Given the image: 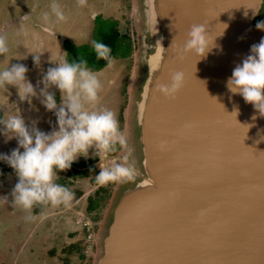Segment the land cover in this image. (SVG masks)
Listing matches in <instances>:
<instances>
[{
	"label": "water",
	"instance_id": "1",
	"mask_svg": "<svg viewBox=\"0 0 264 264\" xmlns=\"http://www.w3.org/2000/svg\"><path fill=\"white\" fill-rule=\"evenodd\" d=\"M147 1L149 44L144 56L142 36L130 83L142 174L121 191L97 264H264V116L226 87L264 38L248 8L257 0ZM200 23L210 50L177 59ZM176 71L183 84L165 98L156 85Z\"/></svg>",
	"mask_w": 264,
	"mask_h": 264
},
{
	"label": "rangeland",
	"instance_id": "2",
	"mask_svg": "<svg viewBox=\"0 0 264 264\" xmlns=\"http://www.w3.org/2000/svg\"><path fill=\"white\" fill-rule=\"evenodd\" d=\"M52 3L61 6L64 20H57L51 12ZM46 12L49 14L48 21L43 19ZM148 15L147 0H0V38L6 41L8 47L7 53L0 54V70L8 64H24L28 68L26 77L34 86L43 71L54 66L50 61L55 62L64 55L66 49L75 54L80 47H83L82 51L91 48L97 28L101 29L105 19L116 21L119 31L129 36L133 44L129 57L113 56L111 65L107 64L103 69L93 72L102 83L97 107L110 109L114 106L115 114L118 113L116 109L119 110L118 124L126 137L127 149H131L129 164L134 169L132 178L124 180L126 183L116 181L98 184L95 177L100 168L109 167L114 161L120 162L119 157L126 154L127 149L118 147L110 153L111 157H98L94 149L90 148L88 157L78 158L83 161L78 166L79 173L66 183L73 192L81 191L80 195L74 196L69 207L42 208L37 213L33 208L29 214L10 203L0 204V264L98 263L102 254V239L118 197L142 174L141 146L130 128L133 125L132 115L138 88L130 83L134 76V65L141 58V43L144 40L141 37L146 35ZM259 21H264V5L252 19L253 29H257L255 25ZM65 41L68 42L67 46L64 45ZM148 41L146 35L142 52L144 56ZM36 52H42L39 68L32 59ZM138 68L137 76L141 79L142 69L140 66ZM51 91L57 92L56 100L59 103V91L55 88ZM16 108L29 126L30 121L37 118V127L42 131L48 132L55 126V117L45 111L37 98H33L30 105L27 101H20L15 87L8 86V90L0 88V120L14 114ZM48 121H52L51 126ZM16 147L15 138L5 142V138L0 136V153H9ZM58 176L56 182L60 183L59 179L67 174L62 171ZM17 180L13 170L0 162V196L7 195L11 201V190ZM102 188H107L104 203L98 210L89 211V196H95L98 191L102 194Z\"/></svg>",
	"mask_w": 264,
	"mask_h": 264
},
{
	"label": "clouds",
	"instance_id": "3",
	"mask_svg": "<svg viewBox=\"0 0 264 264\" xmlns=\"http://www.w3.org/2000/svg\"><path fill=\"white\" fill-rule=\"evenodd\" d=\"M262 5L264 0H257L255 6L248 8L253 9L255 15ZM50 7L57 20L65 19L59 4L52 3ZM43 19L48 21L47 12ZM255 27L264 31V21L257 22ZM212 45L213 37L206 32V25L193 24L187 31L183 47L175 48V56L183 60L187 54H192L196 61L204 57ZM92 47L97 59H103L109 65L113 63L108 45L94 40ZM7 51L6 41L0 38V54ZM249 51L250 54L233 69L226 87L264 116V38L252 45ZM41 53H33V64L37 68L41 64ZM50 63L54 66L43 71L36 86L26 77L28 68L24 64H8L0 70V88L8 90V86L15 87L20 101H27L30 105L33 98H37L45 111L55 117V126L48 132L37 127L39 118L31 120V126L26 124L18 108L7 119L0 120V136L5 138V142L13 138L17 142V147L9 153H0V162L6 163L18 178L11 190V201L3 195L0 196V204L10 203L29 214L35 206L55 209L71 205L75 193L56 182L58 173L68 170L79 157H88L90 148L98 157L115 152L118 147L127 149V140L120 130L115 112L97 107L102 83L89 69L87 61L79 58L70 62L64 52ZM183 81V72H173L170 82L157 84L156 91L165 98H174ZM53 88L59 91V103L55 92L51 91ZM48 123L52 125V121ZM130 153L131 149H127V153L119 157L120 162L114 161L111 166L100 168L96 182L103 185L131 179L134 169L129 164ZM28 218L31 219V215Z\"/></svg>",
	"mask_w": 264,
	"mask_h": 264
},
{
	"label": "trees",
	"instance_id": "4",
	"mask_svg": "<svg viewBox=\"0 0 264 264\" xmlns=\"http://www.w3.org/2000/svg\"><path fill=\"white\" fill-rule=\"evenodd\" d=\"M100 16H98L96 19H98ZM103 25L97 28L96 31V37L95 41H100L106 45H108L111 49V55L113 56H121V57H129L132 51V45L131 39L127 34H122L121 31H119V28L117 27V22L110 19H105L103 21ZM103 26V27H102ZM68 42H64V45L67 46ZM83 47L79 48V52H74L75 54H71L68 49H66V53L68 54L69 61H78L79 58H82L87 61V65L90 70L97 71L103 69L108 62L103 59H97L96 54L93 50V47L89 48L88 50H83ZM57 97V92L55 93ZM83 162L82 160H78L77 163H73L71 167L64 171L67 174V178H60V184H63L66 186V183L71 182L70 180L74 178V176L79 173V168ZM77 166V167H76ZM103 191L102 194L96 192V195L89 196L88 198V210L89 211H95L98 210L99 207L101 208L102 204L104 203L103 200L106 197L107 188L104 190L103 188L100 189ZM75 196H78L81 194L80 190H75ZM108 196V195H107ZM41 208V206H35L34 212H38ZM96 217V216H95Z\"/></svg>",
	"mask_w": 264,
	"mask_h": 264
},
{
	"label": "crops",
	"instance_id": "5",
	"mask_svg": "<svg viewBox=\"0 0 264 264\" xmlns=\"http://www.w3.org/2000/svg\"><path fill=\"white\" fill-rule=\"evenodd\" d=\"M98 71V70H97ZM117 103V102H116ZM114 106L112 107V108H110L111 110H114ZM117 110V114H116V118H117V121H118V119H119V117H120V113H119V110L118 109H116ZM107 156V155H106Z\"/></svg>",
	"mask_w": 264,
	"mask_h": 264
},
{
	"label": "flooded vegetation",
	"instance_id": "6",
	"mask_svg": "<svg viewBox=\"0 0 264 264\" xmlns=\"http://www.w3.org/2000/svg\"><path fill=\"white\" fill-rule=\"evenodd\" d=\"M107 157H111V154L109 153V154L107 155ZM77 161H78V159H77ZM77 161H76V162H74V163H77Z\"/></svg>",
	"mask_w": 264,
	"mask_h": 264
}]
</instances>
